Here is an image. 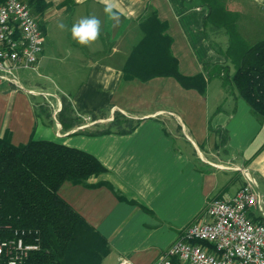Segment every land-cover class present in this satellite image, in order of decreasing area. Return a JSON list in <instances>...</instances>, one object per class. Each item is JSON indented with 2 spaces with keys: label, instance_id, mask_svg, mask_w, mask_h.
I'll return each instance as SVG.
<instances>
[{
  "label": "crops",
  "instance_id": "crops-1",
  "mask_svg": "<svg viewBox=\"0 0 264 264\" xmlns=\"http://www.w3.org/2000/svg\"><path fill=\"white\" fill-rule=\"evenodd\" d=\"M222 1L228 11L238 15V32L245 40L264 34V0ZM44 3L47 7L38 19L44 44L50 30L54 35L60 23L65 25V40L69 41L71 27L81 18L95 16L101 21L98 40L89 45L74 40L83 53L74 54L78 83L68 103L77 116L104 111L106 116L97 119L104 120L110 132L89 136L82 131L87 124L79 121L63 130L56 119L61 98L42 89L31 76H18L21 82L14 89L0 83V137L7 133L14 146L33 139L86 152L106 169L86 184L105 182L135 203L119 201L106 187L63 184L58 190L60 198L108 243L109 253L102 264H116L119 259L152 264L184 228L202 218L210 200L234 195L247 178L264 196V120L255 118L220 81L212 92L208 83L205 94L199 95L182 89L172 78L140 83L122 77L125 61L141 38L138 20L147 9L166 24L180 74L195 76L203 73L204 64L225 63L222 53L227 38L204 26L207 10L197 0ZM106 3L114 6L118 21L106 15ZM45 58L43 45L36 72ZM44 93L50 98L53 122L49 114L40 116L36 111L37 97ZM115 114L132 121L133 129L127 133L112 130ZM99 123L92 120L94 127ZM222 131L225 144L221 143Z\"/></svg>",
  "mask_w": 264,
  "mask_h": 264
},
{
  "label": "trees",
  "instance_id": "trees-1",
  "mask_svg": "<svg viewBox=\"0 0 264 264\" xmlns=\"http://www.w3.org/2000/svg\"><path fill=\"white\" fill-rule=\"evenodd\" d=\"M24 1L43 33L38 19L47 5L44 0ZM197 1L207 10L204 26L212 32H223L227 38V48L222 53L225 63L204 64L203 73L195 76L180 74L170 50L166 24L158 20L155 11L147 9L138 20L141 38L125 61L123 79L146 83L172 78L182 89L199 95L205 94L211 80L218 79L222 88L241 99L255 118L264 120V38L249 44L238 32V15L228 11L224 1ZM61 105L58 121L67 131L78 122L66 116L73 112L71 105L65 101ZM90 117L97 120L95 115ZM117 117L124 119L115 114L112 126ZM132 129L116 131L127 133ZM109 132L105 129L88 135ZM221 134V143L225 144L226 134ZM105 172L92 155L81 150L33 139L14 146L7 133L0 137V242L20 240L24 246L32 247L17 264H102L109 253L108 243L60 198L58 190L63 184L106 187L119 201L135 204L105 182L86 184ZM253 221L264 224V220ZM171 262L182 264L177 259Z\"/></svg>",
  "mask_w": 264,
  "mask_h": 264
},
{
  "label": "built area",
  "instance_id": "built-area-1",
  "mask_svg": "<svg viewBox=\"0 0 264 264\" xmlns=\"http://www.w3.org/2000/svg\"><path fill=\"white\" fill-rule=\"evenodd\" d=\"M44 35L23 0L0 1V82L16 87L20 72H35ZM244 172V171H243ZM246 173V172H244ZM200 219L152 264H264V196L250 178L234 195L210 200ZM210 247L211 250H208ZM20 240L0 242V264H17L27 250ZM116 264H131L119 259Z\"/></svg>",
  "mask_w": 264,
  "mask_h": 264
},
{
  "label": "rangeland",
  "instance_id": "rangeland-1",
  "mask_svg": "<svg viewBox=\"0 0 264 264\" xmlns=\"http://www.w3.org/2000/svg\"><path fill=\"white\" fill-rule=\"evenodd\" d=\"M62 24V23H60ZM59 24V25H60ZM52 31L50 30V33ZM57 32V34H56ZM54 33V35L51 33H48V36L45 39L44 49L45 54L48 55V58L43 61V66H39L40 68L36 72H20L19 77L27 78L28 76H31L36 83H38L42 89L49 90L50 92H54L56 95H58L61 99V104L63 101L65 103H68L70 101L69 94H71L74 91L75 86L77 85V76L75 74V57L74 54L77 52L83 53L81 47L75 43L74 39L71 40V33L68 35L70 38L69 41L65 40V31L61 29L60 27L57 28V31ZM55 41L56 46L52 43V39ZM264 38V34L260 35L259 37H254L252 39L246 40L249 44H253L256 41ZM72 43V44H70ZM75 45V47H74ZM21 81L18 80L17 85L19 86V83ZM27 82V80H26ZM1 83V82H0ZM6 84V83H5ZM9 88L14 89L16 86L13 84H6ZM219 85V80L214 79L209 82V90L212 92L214 89H216ZM39 88L40 90H42ZM50 98L47 94H43V97H37V106L36 111L40 116H45V114H49L52 121V107L50 105V101H48ZM70 103V102H69ZM69 119L74 118L77 120V122H82L83 124H87V128L84 127L82 131H85L86 133H94L99 132L105 129H108L106 126V122L102 119H97L95 122H100L99 124H96V126H92V118L89 115H79L77 116L74 112L67 113ZM106 116V113L103 111L101 113H98L95 115L96 118L104 117ZM115 116V115H114ZM113 116V117H114ZM45 119H48L45 117ZM58 121V117H56ZM50 120V119H49ZM126 120V119H125ZM59 122V121H58ZM114 126L111 128L112 130H115L119 127L120 129H128L130 126H132V121L126 120L124 122V119L117 117V119L113 122ZM125 124V125H124ZM90 125V126H88ZM118 130V129H117Z\"/></svg>",
  "mask_w": 264,
  "mask_h": 264
},
{
  "label": "clouds",
  "instance_id": "clouds-1",
  "mask_svg": "<svg viewBox=\"0 0 264 264\" xmlns=\"http://www.w3.org/2000/svg\"><path fill=\"white\" fill-rule=\"evenodd\" d=\"M113 5L106 3L105 13L109 19L118 21L119 17L113 11ZM59 27L63 29L64 24H60ZM101 21L95 17H84L81 18L77 23L71 27V35L81 45H89L99 39L101 35Z\"/></svg>",
  "mask_w": 264,
  "mask_h": 264
}]
</instances>
